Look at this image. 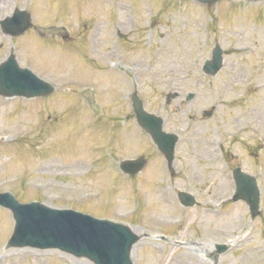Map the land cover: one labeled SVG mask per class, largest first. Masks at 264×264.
Returning <instances> with one entry per match:
<instances>
[{
    "label": "rangeland",
    "instance_id": "rangeland-1",
    "mask_svg": "<svg viewBox=\"0 0 264 264\" xmlns=\"http://www.w3.org/2000/svg\"><path fill=\"white\" fill-rule=\"evenodd\" d=\"M130 1L135 5L133 16L118 10L113 0H0V17L11 13L15 4L27 6L41 27L54 25L57 32L64 25L71 31L67 40L42 37L33 29L13 37L0 31V60L14 52L20 64L58 86L42 98L0 95V190H10L21 200L37 197L53 206L137 221L146 226L142 231L196 232L193 235L202 241L186 239L181 249L144 236L132 247L134 264H264V0H218L210 5L192 0ZM114 12L122 30L118 34L110 28ZM134 19L137 22L126 27ZM88 37L94 42L91 48ZM215 41L224 48L223 64L215 75L205 76L200 65ZM128 63H136L135 69L141 66L142 72L133 77L145 107L161 112L166 128L181 127L175 166L190 176L202 201L196 208L179 210L178 204L167 202L165 161L132 118L120 125L106 119L124 115L129 108L120 80L128 76ZM78 74L84 76L76 85L80 94L64 89ZM171 84L179 96L166 103ZM189 91L193 97L186 99ZM93 106L97 111L90 110ZM105 112L106 121L100 115ZM245 124L242 133L230 137ZM222 146L225 159L258 177L261 213L254 218L241 200L224 202L215 211L204 201L226 198L232 190L230 169L219 157ZM141 153L147 157L142 171L134 176L121 173L117 159ZM177 185H184L181 175L175 178ZM182 209L181 224L157 222L158 216H174ZM11 223L9 210L0 207V246ZM241 225L244 238L238 245L217 261L204 258L210 246L202 237L205 242L224 241ZM0 264L92 262L57 249L0 247Z\"/></svg>",
    "mask_w": 264,
    "mask_h": 264
},
{
    "label": "water",
    "instance_id": "water-1",
    "mask_svg": "<svg viewBox=\"0 0 264 264\" xmlns=\"http://www.w3.org/2000/svg\"><path fill=\"white\" fill-rule=\"evenodd\" d=\"M11 62H12V59L10 58L6 62L5 65H9ZM213 66H214V64L212 66H210V68L213 67ZM1 74H2V71H0V86H2V83H3ZM12 75H13L12 83H16L18 81L17 78L19 76L17 74L15 75V73L12 74ZM25 80H26L25 82L20 83L21 85H23L24 88H21L20 86H16V87H14V88H12L10 90L16 91V92H24L26 94H33V93H36L38 90H41V89L32 90L31 88L32 87H37L38 84L31 82L29 80V78H26ZM5 90L7 91V89H5ZM154 128H155V130H157V126L156 125L154 126ZM239 195L241 197L245 198L251 204V208L253 210L254 209L256 210L257 201H258V190L256 189V186L254 184V180L253 181L251 180L250 189H248V190H245L244 187L242 186V183H241Z\"/></svg>",
    "mask_w": 264,
    "mask_h": 264
},
{
    "label": "bare ground",
    "instance_id": "bare-ground-1",
    "mask_svg": "<svg viewBox=\"0 0 264 264\" xmlns=\"http://www.w3.org/2000/svg\"><path fill=\"white\" fill-rule=\"evenodd\" d=\"M27 250H28V249H23L22 251H24V252H25V251H27ZM32 252H33V251H32Z\"/></svg>",
    "mask_w": 264,
    "mask_h": 264
}]
</instances>
